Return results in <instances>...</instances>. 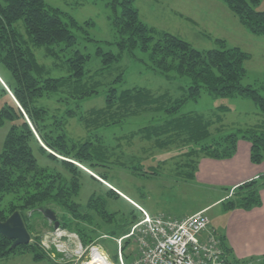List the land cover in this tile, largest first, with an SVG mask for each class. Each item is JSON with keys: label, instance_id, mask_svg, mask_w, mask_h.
Masks as SVG:
<instances>
[{"label": "trees", "instance_id": "trees-1", "mask_svg": "<svg viewBox=\"0 0 264 264\" xmlns=\"http://www.w3.org/2000/svg\"><path fill=\"white\" fill-rule=\"evenodd\" d=\"M134 1H111L114 9L120 6L119 13L111 19L118 38L115 42L118 51L103 52L101 47H97L96 55L102 57L101 69L117 62L123 52L133 54L139 48L149 53L151 68L165 74L173 71L176 76H189L191 84L183 96L173 98L167 93L153 94L143 87L118 89L115 84L120 81V74L107 84L103 106L90 109L88 117H82L80 112L72 111L69 107L66 109L68 113L77 114L81 120L84 118L88 128L87 137L74 139L67 133L64 118L51 114L42 100L65 90L71 98L77 100L98 92L97 81L89 83L85 80L88 71L84 65L89 54L78 48L72 49L76 47L77 40L74 29L81 30L82 24L72 16L65 19L63 11L49 6L46 0H0V63L11 75V80L7 79L5 84L12 94V101L5 100L0 107V126L8 124L0 150V221L18 211L29 232L31 223L27 212L53 202L65 210L64 222L59 224L61 229L67 226L73 216L82 222H92V216L87 211H79V203L73 200L82 186L83 170L71 160L95 169L93 171L100 177L110 180L112 175L106 169L110 161L132 173H136L138 167L129 166L115 154L118 145L104 146L100 136L91 131L90 125L97 129L121 122L125 118L152 114L155 118L153 123L138 127L125 138L139 134L143 140L159 149L188 147L184 153L193 164V172L188 174L190 179L194 178L193 174L197 170L198 161L195 156L214 159L232 157L239 138L250 142L251 162L259 164L264 160V124L256 125L252 127L254 129H247L241 134L222 135V115L219 112L214 119L196 111L181 112L186 101H196L201 92H206L213 97L248 96L264 113V95L252 85L243 83L247 74L244 62L249 57L248 53L238 46H226L223 39H216V47L195 48L178 35L145 24L139 17ZM222 1L250 33L264 34V10H258L263 0ZM19 21L24 26L28 40L23 38L15 26ZM84 23H88V20ZM32 46H45L49 55L59 57L62 65L67 68L62 69L65 72L59 76H50V69L38 62ZM54 46H58L57 51L53 50ZM67 52L68 55L65 54ZM0 89L5 97L9 96L3 85ZM75 107H80L79 102H75ZM217 135L220 137L216 140ZM103 166L106 172L99 169ZM262 186L264 178L260 182L252 179L236 186L233 199L225 202V208L248 210L259 206V189ZM103 187L106 188L104 194H92L86 207L98 211L101 218L108 222L109 228H106L104 234L97 233L93 228H78L77 236L83 247L99 243L115 255L117 247L111 238L126 235L130 227L140 219L141 212L128 201L129 206L126 208L109 211L108 201L111 198H123L115 190ZM220 236L228 264H264V259L255 261L259 259L255 257L236 259L224 236ZM107 240L112 243L109 245ZM131 241V238L122 241L121 253L125 252ZM11 244L12 240L0 234V258L23 249H28L35 260L44 258L38 241L15 248H11ZM123 258L127 263V254L124 253Z\"/></svg>", "mask_w": 264, "mask_h": 264}, {"label": "rangeland", "instance_id": "rangeland-1", "mask_svg": "<svg viewBox=\"0 0 264 264\" xmlns=\"http://www.w3.org/2000/svg\"><path fill=\"white\" fill-rule=\"evenodd\" d=\"M111 1L46 0L49 6L58 7L63 11L66 15L65 19L72 16L79 24H82L81 30L74 29L77 40L76 47L72 49L78 48L89 54V59L84 65L88 71L85 80L89 83L93 80L98 82V92L82 99L71 98L67 94L68 91L65 90L61 93L51 94L49 98L42 100V103L49 107L51 114L64 118L67 133L74 139L87 137L89 135L88 128L85 126L84 118L81 120L77 114L68 113L66 109L69 107L72 111L80 112L82 117L83 115L88 117L90 109L103 106L107 84L120 74L122 77L115 84L118 89L143 87L149 89L153 94L167 93L173 98L183 96L185 89L191 84L189 76H176L173 71L165 74L158 69L151 68L148 62L149 53L139 48H136L133 54L123 52L117 62L101 69L103 66L102 57L96 55L97 47H101L103 52L110 50L116 53L118 51L117 45H115L118 38L112 28L111 19L116 13H119L120 6L117 5L114 9ZM134 6L145 24L178 35L195 48L216 47L218 45L216 39H223L228 47H240L249 55L244 62L247 74L243 83L252 85L260 94L264 95V34L250 33L222 0H135ZM87 20L88 23H84ZM15 26L23 38L28 40L21 21L17 22ZM32 47L38 62L46 69H50L48 71L50 76H59L65 72L62 69L67 68L62 65L60 58L49 55L45 46ZM53 50L57 51L58 46H54ZM65 54L68 55L69 52ZM99 69L100 71H98ZM166 75L169 76L166 77ZM7 79L11 80V75L0 63V86L3 85L9 95L5 97L0 89V107L5 100L12 101L10 100L12 94L5 84ZM75 102H79L80 107H75ZM188 111H196L213 119L219 112L222 115L221 129L219 128L222 135L241 134L247 129H254L252 127L256 125L264 124V113L248 96L213 97L206 92H201L196 101L188 100L183 104L181 112ZM154 119L152 114H141L125 118V120L107 127L94 129L90 125L91 131L100 136V141L104 146L116 147L118 145L115 154L129 166H137V172L132 173L129 169L110 161L109 168H106L112 175L110 180V178L100 177L97 172L93 171L95 169H89L83 164L71 160L83 170L81 173L82 186L78 194L73 196V200L79 203V211H87L92 216V222H82L73 216L72 220L70 217V220L74 224L68 221L65 228L56 229L53 222L43 216L41 209L44 207L53 209L58 221L62 223L65 213L62 207L50 202L35 210H29L27 214L31 223L30 242H39L44 258L35 260L28 249H23L0 258V264H85L90 258L92 259L93 252L97 250H91L94 247L98 248L111 264H118L119 244L117 240L120 237L113 236L111 238L117 247L114 255L112 250L108 252L104 249V245L99 243L83 247L77 236L78 228H93L97 233L102 234L106 232V228H109L108 222L101 218L98 211L86 207L92 194H104L106 188L103 186L115 190L119 195L122 193L133 203L138 202L154 210H160L157 213L171 214L176 217L188 216L207 207L206 214L210 218L211 226L218 230L224 227L233 211L225 208V202L234 196L236 188L227 189L198 182L195 175L201 156V158L195 156L198 161L197 170L193 174L194 178L190 179L188 174L193 172V164L189 162L188 155L184 153L188 151V147L159 149L143 140L139 134L129 139L125 138L131 132H135L138 127L153 123ZM7 130L8 124L0 126V150ZM219 137L220 135H217L215 139L217 140ZM240 140H245L251 145L247 139L239 138L238 141ZM131 156L135 158H131ZM58 157L61 158V156ZM263 162L264 160L261 163ZM58 166L61 165L58 163ZM99 169L106 172L104 166ZM263 173L256 178L259 182L264 178ZM91 175L100 181L93 180ZM121 197L124 200L111 198L108 201L109 211L126 208L129 206L126 201L132 204L130 200ZM94 208L98 209L96 206ZM157 213L149 212L153 216ZM122 241L121 243H123ZM108 243L110 245L112 242L108 241ZM135 252V243L131 241L125 252L122 253V255L127 254L126 264H131ZM255 258H259L254 259L255 261L263 260L264 255ZM91 263L95 264L93 261Z\"/></svg>", "mask_w": 264, "mask_h": 264}, {"label": "built area", "instance_id": "built-area-1", "mask_svg": "<svg viewBox=\"0 0 264 264\" xmlns=\"http://www.w3.org/2000/svg\"><path fill=\"white\" fill-rule=\"evenodd\" d=\"M136 207L140 219L117 240L118 264H126L120 249L125 238H131L136 246L131 264H228L221 236L211 227L206 209L174 217L164 213L153 216Z\"/></svg>", "mask_w": 264, "mask_h": 264}, {"label": "crops", "instance_id": "crops-1", "mask_svg": "<svg viewBox=\"0 0 264 264\" xmlns=\"http://www.w3.org/2000/svg\"><path fill=\"white\" fill-rule=\"evenodd\" d=\"M258 10H264V0L258 6ZM263 170L264 162L261 164L251 162L250 145L247 141L240 140L237 144L236 153L231 158L202 157L198 164L195 179L204 185L233 189L245 181L258 178L264 172ZM259 193L261 198L259 206L248 210L242 208L232 209L227 224L219 230L214 228L219 235L224 236L236 259L264 255V186L259 189ZM120 195L131 201L122 193ZM134 204L151 213L160 211L138 202H134ZM184 216L186 215L180 217Z\"/></svg>", "mask_w": 264, "mask_h": 264}, {"label": "water", "instance_id": "water-1", "mask_svg": "<svg viewBox=\"0 0 264 264\" xmlns=\"http://www.w3.org/2000/svg\"><path fill=\"white\" fill-rule=\"evenodd\" d=\"M41 212L44 217L53 222L54 228H59L60 222L54 210L44 207L41 209ZM0 234L12 240L11 248L28 244L31 237L18 211H14L4 221H0Z\"/></svg>", "mask_w": 264, "mask_h": 264}, {"label": "bare ground", "instance_id": "bare-ground-1", "mask_svg": "<svg viewBox=\"0 0 264 264\" xmlns=\"http://www.w3.org/2000/svg\"><path fill=\"white\" fill-rule=\"evenodd\" d=\"M132 202V201H131ZM93 249H97L93 252V256L92 259L90 258L89 261H87L85 264H92L91 262L93 261L95 264H111L106 258L105 255L103 253L100 252V250L96 247L92 248ZM99 250V251H98ZM106 262V263H105Z\"/></svg>", "mask_w": 264, "mask_h": 264}]
</instances>
